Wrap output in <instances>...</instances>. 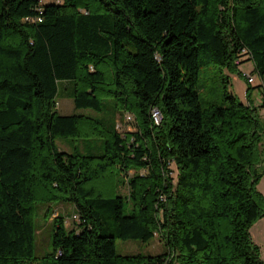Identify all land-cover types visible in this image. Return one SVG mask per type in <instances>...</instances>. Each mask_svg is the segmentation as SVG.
Listing matches in <instances>:
<instances>
[{
    "label": "trees",
    "instance_id": "1",
    "mask_svg": "<svg viewBox=\"0 0 264 264\" xmlns=\"http://www.w3.org/2000/svg\"><path fill=\"white\" fill-rule=\"evenodd\" d=\"M245 60L264 79V0H2L0 264H264L250 233L264 214V120L238 95L204 106L200 94L201 67L243 75ZM65 79L95 113L59 112ZM122 111L134 130L117 128ZM49 202L72 203L77 223L53 217L39 261ZM157 234L167 250L117 251V238Z\"/></svg>",
    "mask_w": 264,
    "mask_h": 264
},
{
    "label": "rangeland",
    "instance_id": "2",
    "mask_svg": "<svg viewBox=\"0 0 264 264\" xmlns=\"http://www.w3.org/2000/svg\"><path fill=\"white\" fill-rule=\"evenodd\" d=\"M52 2L59 0H44V2ZM2 7V0H0V10ZM240 69L246 73H252L255 77V81L249 83L246 76L238 72V70H232L230 68L213 64L200 69V94L201 100L204 106L211 102L224 103V96L226 91L238 95L246 103L251 102L256 107L260 117L264 120V95L263 79L261 75L255 70V65L252 60H245L244 64L239 66ZM71 81L68 79L61 80L59 83V92L57 95V108L59 112L64 114L69 113H95L92 108L77 107L74 99L71 96ZM126 112L117 114L116 126L121 132H127L134 130L136 123L126 121ZM58 145L62 149L72 150L75 146H79L83 151L92 152L97 150V146L88 144L81 140V138H58ZM264 152V140L262 143ZM261 169L263 173L257 183V188L262 192L264 196V161L261 163ZM170 166L173 168L172 174L176 178L177 168L174 162H171ZM146 170L142 169L141 172ZM134 172L133 170L130 173ZM118 191L122 193L129 192L128 183L121 184L118 187ZM264 207V199H263ZM48 206L52 209L51 214L47 215L46 210ZM75 207L70 202H49L40 203L37 207L36 224H37V238H36V254L39 256V261H44L45 254L52 248V233H53V217L59 213L64 214L66 225L69 228L75 227L77 221H75ZM250 233L253 240L259 245L260 255L264 260V214L258 217L250 226ZM117 251L120 253L128 254L135 252L145 253H160L168 249L165 244L164 238L157 234L148 241H144L137 238L122 239L117 238L116 241Z\"/></svg>",
    "mask_w": 264,
    "mask_h": 264
},
{
    "label": "built area",
    "instance_id": "3",
    "mask_svg": "<svg viewBox=\"0 0 264 264\" xmlns=\"http://www.w3.org/2000/svg\"><path fill=\"white\" fill-rule=\"evenodd\" d=\"M28 19H33V18H29ZM236 63L239 64V60H236ZM243 72V71H242ZM243 75L246 76L247 80L249 83L254 82L256 79L254 77V75L252 73L250 74H246L243 72ZM263 79V78H262ZM263 84H264V79H263ZM151 115L153 117V120L155 121L156 124H160L163 120V112L161 110V108L159 106H153L151 109ZM133 119V113L131 112H126V121H131ZM75 217L77 218V214L75 213Z\"/></svg>",
    "mask_w": 264,
    "mask_h": 264
},
{
    "label": "crops",
    "instance_id": "4",
    "mask_svg": "<svg viewBox=\"0 0 264 264\" xmlns=\"http://www.w3.org/2000/svg\"><path fill=\"white\" fill-rule=\"evenodd\" d=\"M242 64H244V62L243 63H241L239 66H241ZM240 68V67H239Z\"/></svg>",
    "mask_w": 264,
    "mask_h": 264
}]
</instances>
